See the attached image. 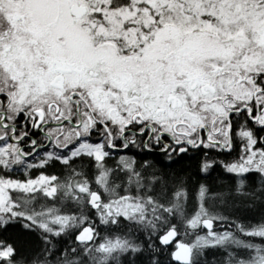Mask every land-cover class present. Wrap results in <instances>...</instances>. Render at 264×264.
<instances>
[{
  "label": "snow or ice",
  "instance_id": "1",
  "mask_svg": "<svg viewBox=\"0 0 264 264\" xmlns=\"http://www.w3.org/2000/svg\"><path fill=\"white\" fill-rule=\"evenodd\" d=\"M0 264H264V0H0Z\"/></svg>",
  "mask_w": 264,
  "mask_h": 264
}]
</instances>
